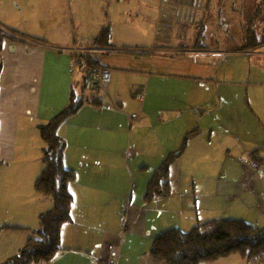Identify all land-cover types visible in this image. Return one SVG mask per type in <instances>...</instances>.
Here are the masks:
<instances>
[{
  "label": "crops",
  "instance_id": "crops-1",
  "mask_svg": "<svg viewBox=\"0 0 264 264\" xmlns=\"http://www.w3.org/2000/svg\"><path fill=\"white\" fill-rule=\"evenodd\" d=\"M140 3L138 9L123 12L121 24L106 21L109 16L104 15L103 22L87 36L74 37V50L80 53L109 24L110 45L94 53L98 68L109 70L110 83L102 90L89 86L93 96L86 100L100 98L101 104L84 103L57 130L65 143L63 164L75 172L76 179L69 186L73 203L71 220L61 229L62 250L47 264H65L68 259L73 264H106L107 246L117 254L115 264H164L150 258L149 248L155 237L169 229L187 232L222 218L257 227L264 224V166L256 170L246 166L255 152L264 157V44L244 49V33L241 49L235 47V41L225 48L224 39H208L203 32L206 18L197 12L207 8L206 0L199 8H193L192 0ZM190 23H200L199 37L187 38L184 31ZM15 41L20 46L46 49L21 38ZM67 46L72 48L71 43ZM71 50L66 51L70 60ZM15 51L10 45V52ZM22 56H8L16 68L0 82V101L8 109L0 119V150L8 151L4 145L9 144L7 134L13 129L11 142H15L20 117L28 121L20 129L22 135L31 128L30 123L38 127L49 121L67 105L71 89L84 84L86 72H80L84 67L76 65L64 77L59 106L52 105L33 118L32 60ZM33 62L42 66L44 60ZM137 86L144 88L142 102L136 98ZM13 153L11 148L9 156ZM171 154L176 155L169 170L171 194L145 203L154 170ZM32 157L33 165L29 167V160L26 163L29 188L44 167L41 151ZM32 199V207L23 212L19 208L21 221L16 218L11 223L26 230H8V254H17L34 236L39 214L53 206L48 197L34 194ZM97 223L100 225L95 227ZM0 238L1 245L4 237ZM96 245L100 251L90 255ZM83 253L86 256H73ZM205 264L264 262L231 255Z\"/></svg>",
  "mask_w": 264,
  "mask_h": 264
},
{
  "label": "rangeland",
  "instance_id": "rangeland-1",
  "mask_svg": "<svg viewBox=\"0 0 264 264\" xmlns=\"http://www.w3.org/2000/svg\"><path fill=\"white\" fill-rule=\"evenodd\" d=\"M109 2L111 6L107 4L106 0H0V82L2 84L10 70L13 72L16 68L8 62L10 54L23 55L22 57L32 60L30 68L33 74L32 90L34 89L31 95L33 100V118L39 111L45 113L49 111L52 105L59 106L62 101L61 96L63 94L61 91L63 90V83L65 85L64 77L70 76V72H73L72 69L76 65L80 67L81 64L74 63V67L71 68L76 56L72 53L73 58L70 60L66 52L71 49V51L74 50L76 43L74 42V37L82 38L85 37L84 34L87 36L91 28L95 27L99 22H103L104 15L109 16L105 19L106 21H118L121 24V21H123L121 16H123V12L126 9H138L141 7L139 0H120L119 3L109 0ZM205 4L207 8L198 9L197 12L206 18L203 32L208 39L212 38L214 40L217 36L224 39L225 45L223 44L222 46H225V48L230 47L232 42L235 41V47L240 49L244 41L242 38L243 33L247 35L251 31L256 35L258 42L264 40V0H206ZM112 15L115 18L114 20ZM115 27L120 28L121 25L115 24ZM201 31L200 23H190L189 28L185 29L184 32L187 38L194 39L200 36ZM173 35L176 36V34ZM18 38L30 41L33 44H39L46 49L34 46H20L15 41ZM67 43H71L72 48L67 46L69 45ZM10 45L16 47L15 52H10ZM79 47L77 46V48ZM66 56L68 61H70L68 62L69 66L66 63ZM36 58L44 60L42 66L33 62ZM19 69L23 70L21 66ZM41 71L43 72L42 77H40ZM80 72L85 73L86 71L80 70ZM86 87L87 89L83 91L82 97L88 99L93 94L89 91V86L86 85ZM74 90H78L76 86ZM7 111L8 109H3V100H1L0 119H4L2 113ZM17 117L19 116L16 115ZM16 118L14 119L16 120ZM17 122L15 142L13 144L11 142L12 136H14V129L10 130L9 134H7L6 130L9 139L11 136L9 144L4 145L8 147V151L0 150V237H4L3 243L0 245V264L15 255L13 254L14 252L7 253L9 246L8 236L10 235H8L9 231L2 227L13 226L11 223L16 221V218L21 221V217L18 215L19 208L23 212L28 207H32V197L37 194L34 190V185L31 184L30 188L28 185L30 172L26 170L27 160H29L27 164L31 167L33 165L32 156H35V152L39 150L42 157L44 148L43 141L38 135V127H36L34 122L30 123L31 128H27L28 131L23 130L22 135L20 134V129L23 124L27 127L28 121H24V118L20 117ZM2 127L3 125L0 122V129ZM11 148L14 153L9 156ZM19 148L22 150L19 153V157H17L18 152H20ZM26 151L28 152L26 153ZM228 161H230L228 164H231L232 161ZM261 172L264 177V168ZM259 180L261 182V179ZM259 180L256 179V182ZM35 221L32 220V222ZM119 221L121 220H116V222ZM98 224L100 225V223L94 224L95 227H98ZM26 226H28L27 222ZM117 228H120V226ZM120 229L122 231V226ZM31 230H34V228H31ZM0 240L2 239L0 238ZM96 251H100L97 245L90 252V255H93ZM58 254L59 252L55 256ZM73 256H86V253ZM109 257L108 251L106 264L107 259L109 261ZM58 264H64V262ZM65 264H73V260H65ZM84 264H88V262H84Z\"/></svg>",
  "mask_w": 264,
  "mask_h": 264
},
{
  "label": "trees",
  "instance_id": "trees-1",
  "mask_svg": "<svg viewBox=\"0 0 264 264\" xmlns=\"http://www.w3.org/2000/svg\"><path fill=\"white\" fill-rule=\"evenodd\" d=\"M247 35L244 49H253L264 44V40L258 42L251 31ZM109 39L110 27L105 24L87 50L99 51L110 45ZM78 61L86 71L84 84L78 90L71 89L67 105L49 121L38 126L44 144L41 157L44 167L34 182V190L38 195L50 198L53 206L39 214L38 228L34 231V236L28 238L18 253L3 264H47L62 250L61 229L71 220L73 197L69 186L75 181L76 174L63 164L65 143L58 136L57 130L84 103L90 101L95 106L101 104L100 98L86 100L82 97L83 91L87 89L86 85L90 86V90L98 89L96 84L87 82L90 73L100 69L95 53L86 52L82 54V60ZM252 156L253 161L264 166L263 156H259L258 152ZM175 157V154L167 156L154 170L144 194L145 203L171 194L169 170ZM2 228L10 231L26 230L13 226ZM231 255H239L250 262H264V224L257 227L243 220L217 219L195 226L188 232L173 228L155 237L149 248L150 258L164 264H205Z\"/></svg>",
  "mask_w": 264,
  "mask_h": 264
},
{
  "label": "built area",
  "instance_id": "built-area-1",
  "mask_svg": "<svg viewBox=\"0 0 264 264\" xmlns=\"http://www.w3.org/2000/svg\"><path fill=\"white\" fill-rule=\"evenodd\" d=\"M203 0H192L193 8H199L202 4ZM97 50H87L84 49L80 53L77 50H73V54L76 56V60L71 64V68L74 67V63H78V60H82V54L86 52H96ZM88 82L91 84H96L98 89H106V87L110 83V72L106 68H100L98 71H93L90 73L88 77ZM136 98L138 101L142 102L144 98V88L139 86L135 89ZM133 119H135V116H132ZM262 149L264 151V144L262 146ZM247 168L249 170H256L259 168V164L255 161L249 162L247 165ZM107 250L109 251L110 257L109 261L107 259V264H115L117 259V254L114 252L113 248L111 246H107Z\"/></svg>",
  "mask_w": 264,
  "mask_h": 264
}]
</instances>
